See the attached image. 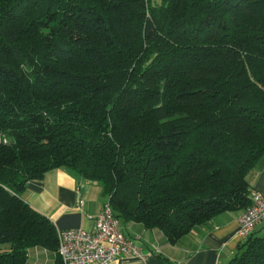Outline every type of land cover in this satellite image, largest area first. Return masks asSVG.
Returning <instances> with one entry per match:
<instances>
[{
    "label": "trees",
    "instance_id": "16d2710c",
    "mask_svg": "<svg viewBox=\"0 0 264 264\" xmlns=\"http://www.w3.org/2000/svg\"><path fill=\"white\" fill-rule=\"evenodd\" d=\"M263 158L264 0H0V264L58 252L22 199L49 171L176 244L245 211ZM228 264H264V236Z\"/></svg>",
    "mask_w": 264,
    "mask_h": 264
},
{
    "label": "crops",
    "instance_id": "0c3cea01",
    "mask_svg": "<svg viewBox=\"0 0 264 264\" xmlns=\"http://www.w3.org/2000/svg\"><path fill=\"white\" fill-rule=\"evenodd\" d=\"M249 189L264 192V158L249 178ZM79 197L84 201L81 208L76 207ZM22 199L51 221L57 232L68 229L94 231V219L108 200L98 183L85 181L63 169L49 171L42 180L29 182ZM241 213L216 216L209 223L195 227L176 244H170L160 230L120 221L121 233L139 244L146 259L120 257L109 264H228L243 243L234 235ZM252 234H264V222ZM56 260V252L34 247L27 251L25 264H57Z\"/></svg>",
    "mask_w": 264,
    "mask_h": 264
},
{
    "label": "built area",
    "instance_id": "2783aa9c",
    "mask_svg": "<svg viewBox=\"0 0 264 264\" xmlns=\"http://www.w3.org/2000/svg\"><path fill=\"white\" fill-rule=\"evenodd\" d=\"M251 204L236 221L235 237L245 241L264 222V192L252 191ZM84 205L82 197L77 208ZM94 231L68 229L58 232V255L62 264H109L120 257L145 261L139 244L124 237L120 222L107 200L94 219Z\"/></svg>",
    "mask_w": 264,
    "mask_h": 264
},
{
    "label": "rangeland",
    "instance_id": "374dc122",
    "mask_svg": "<svg viewBox=\"0 0 264 264\" xmlns=\"http://www.w3.org/2000/svg\"><path fill=\"white\" fill-rule=\"evenodd\" d=\"M136 44L134 43V46H135ZM261 236H264V234H262ZM1 247H6V245L5 246H1Z\"/></svg>",
    "mask_w": 264,
    "mask_h": 264
}]
</instances>
